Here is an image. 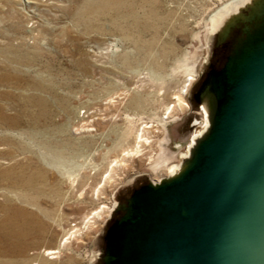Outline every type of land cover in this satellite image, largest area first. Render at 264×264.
<instances>
[{
  "label": "rangeland",
  "instance_id": "rangeland-1",
  "mask_svg": "<svg viewBox=\"0 0 264 264\" xmlns=\"http://www.w3.org/2000/svg\"><path fill=\"white\" fill-rule=\"evenodd\" d=\"M228 1L0 0V220L9 203L41 223L29 247L9 257L15 264H97L118 197L180 165L203 126L202 105L181 90L186 69L195 78L205 69L215 16L229 4L212 14ZM141 130L148 144L107 178L109 162ZM25 177L38 192L23 186ZM96 211L88 226L84 217ZM71 231L50 259L43 250Z\"/></svg>",
  "mask_w": 264,
  "mask_h": 264
},
{
  "label": "water",
  "instance_id": "water-1",
  "mask_svg": "<svg viewBox=\"0 0 264 264\" xmlns=\"http://www.w3.org/2000/svg\"><path fill=\"white\" fill-rule=\"evenodd\" d=\"M215 29H234L196 104L208 126L178 171L134 189L108 230L102 264H264V0Z\"/></svg>",
  "mask_w": 264,
  "mask_h": 264
},
{
  "label": "bare ground",
  "instance_id": "bare-ground-1",
  "mask_svg": "<svg viewBox=\"0 0 264 264\" xmlns=\"http://www.w3.org/2000/svg\"><path fill=\"white\" fill-rule=\"evenodd\" d=\"M249 1L250 0H229L228 2L223 4L218 10H216L212 14V16H215L216 13L221 11L225 5L229 4V6L226 9H224V11L220 12L218 15L215 16L216 19L213 22L212 29L215 30L219 26L221 21L227 15H229L230 13H234L235 11H237L239 7L243 6ZM186 70H187V78L185 79V83L181 89L183 93L188 91L189 86L195 79L192 69L188 68ZM1 95L2 93H0V96ZM38 104L40 108L44 109L45 103L42 100L39 101ZM177 107H181L180 101L178 102ZM200 108L202 110L201 115L203 116L201 120V122L203 123L202 130L199 133L193 134V136L191 137L190 143L188 145L187 153L184 154L182 157H187L190 147L194 144L195 140L205 131V129L208 126L207 111L203 105ZM171 111H172V107H166L165 119L171 114ZM5 121H6V115L4 112V107L0 104V132H3L1 128H2V125L5 124ZM10 124L16 127L17 124H19V118L17 116L12 117V120H10ZM142 130H143V127H142ZM142 130L139 133L137 132L135 134L134 143L131 147H128V148L126 147V149L123 148L120 158H114L109 162L110 166L108 169H106V171L108 170L107 178L111 177L110 172L113 171L114 167L119 166L120 164L124 163L125 161L124 156L126 154L128 156L137 154L141 150L140 147H141L142 141H144L145 143L147 142L148 144V137L142 134ZM5 140H6V135L4 133L3 135H0V145L5 144ZM14 141H15V144L19 143L17 139H15ZM0 149L3 150V148H0ZM178 169H179L178 164L171 165L168 169V174L165 177L175 174L178 171ZM66 175L67 177L70 178V174H66ZM22 181L24 183L23 186L25 188L32 190V192L34 191L38 192L37 188H35L33 184V179L31 177H25ZM157 181H151V182L156 183ZM28 200L29 199L24 194L22 196V202L25 204L34 206L32 199L30 200V202ZM3 208H4L3 211L5 212V214L3 218L0 220V259H3L5 264H15L14 261L11 260L9 257L13 255H19L20 253L24 252V250L28 246L25 241L26 238L27 237L29 238V236L34 235L36 232H38L39 229H41V223L34 213L28 212L21 207H16V206H13L7 203L5 207ZM100 212L101 211H98V212L96 211L92 217L85 216L84 218L87 220L86 224L88 223L87 225L89 226V221H90L89 219H92L94 217H99L101 215ZM73 233L74 232L71 231L69 234H67L68 236H66L65 234L66 237L63 238L64 240L62 241V243H59L58 247L53 248V249L52 248L44 249L43 252H45L46 255H49L50 259L54 258L55 254H58L60 252V248L64 246V244H67L69 242V239L74 235Z\"/></svg>",
  "mask_w": 264,
  "mask_h": 264
},
{
  "label": "flooded vegetation",
  "instance_id": "flooded-vegetation-1",
  "mask_svg": "<svg viewBox=\"0 0 264 264\" xmlns=\"http://www.w3.org/2000/svg\"><path fill=\"white\" fill-rule=\"evenodd\" d=\"M239 34H240L239 29H234L231 32L230 36L223 43L217 45L216 41L213 42L208 59L205 63L206 64L205 69L201 71L200 74L194 79V81L191 83L188 89V96L190 100H192L195 103L196 107H198V105L196 104L198 94L202 88L203 82L208 76V73L210 71H217L222 67L226 59V56L228 55L231 49L234 39L237 36H239ZM199 110H200L199 113H201L202 111L201 108H199ZM143 184L145 183L139 182L137 185L132 186L127 193H125L121 197H118L117 202L114 205V208L112 209L111 214L107 217L104 227L101 231V237H100L101 241H100L99 248H98L99 249L98 251L99 261L97 264H102V262L100 261V257L103 255L105 251V246H106L105 236L108 230L110 229L114 221L118 219L123 213L120 209H116V206L124 204L126 199L132 194L133 190L139 188Z\"/></svg>",
  "mask_w": 264,
  "mask_h": 264
}]
</instances>
